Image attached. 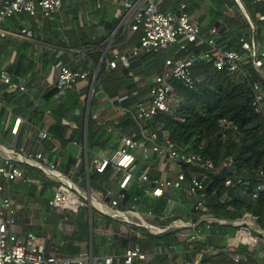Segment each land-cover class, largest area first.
Returning <instances> with one entry per match:
<instances>
[{
	"label": "built area",
	"instance_id": "2783aa9c",
	"mask_svg": "<svg viewBox=\"0 0 264 264\" xmlns=\"http://www.w3.org/2000/svg\"><path fill=\"white\" fill-rule=\"evenodd\" d=\"M99 1V0H96ZM119 1V0H118ZM264 0H255V2ZM117 1L114 0L115 4ZM162 0H122L117 4L123 9V14L116 28L111 32L110 42L107 48L101 49V57L96 67L84 71L73 68L65 63H57L56 79L54 86L57 89L56 96H65L70 89H80V82L87 81L89 96L95 93L98 73L101 68L104 71L114 70L121 65L128 67L130 59L139 56L144 51H169L175 53L167 55L163 61L160 73L154 74L152 86L148 96L138 101L131 108L121 110L122 115H130L138 126V135L122 134L120 147L110 157L97 156L92 160V169L97 173H105L109 168L111 175L107 181H112L115 174H120L117 181V195L112 197V187L96 185V191L90 186L88 190L81 189L73 183L67 175L58 170L56 164L48 160V157L35 152L25 154L17 147L6 148L0 145V203L5 210L0 211V264H99L89 253L77 256L47 255L41 238L32 231L25 235H19L15 229L13 202L9 192V183L13 181L28 182L22 165L29 166L41 171L48 179L57 183L52 189L53 194L49 199V205L63 216V224L70 222V217L78 216L82 208L95 207L100 214L116 219L121 223L143 228L145 233L162 234L174 231L178 239L188 243L189 251L192 245L211 235L214 225H232L236 229L233 234H223V244L217 246H203L199 250L195 248V255L191 259H182L181 264H208L203 261V255H213L219 250L226 253L234 264H260L250 261L245 254L236 251L240 245L255 248L257 245L264 246V231L258 226L256 218L245 213L241 218L226 219L213 214H204L196 222L175 216L171 208H166L161 214L152 209L143 211L137 203L140 198L135 196L133 201L128 200L127 190L131 181L138 185H150V190L144 192L152 197H165L167 204L172 202L173 191H183L191 197L192 209L195 211L205 210L208 193L206 191V175L214 169V162L203 159L202 156L186 147L177 145L169 139L162 129L161 134L148 127L153 118L170 111L169 101L175 99L173 79L178 80L189 89L195 87L192 77V67L201 61L212 62L216 69L226 67L231 73H238L243 77H249L251 72L244 69L246 63H250L253 71L259 73L264 79V48L258 42V27L250 19L246 9L240 2L236 3L241 9V14L248 23V29L235 36L240 45V50L228 49L217 42L219 29L212 26L207 35L202 33V24L193 18L186 4L181 2L176 10L161 11ZM62 0H0V37H5L7 32L1 28V24L13 16L35 17L41 22H51L55 14L61 9ZM256 18L264 22V12H257ZM119 30L125 32L126 42L137 31L141 36L137 42L129 44L123 51L112 47L110 55L108 48L114 42ZM26 39H32L34 30L30 26H23L19 32ZM194 42H203L209 49L205 52L193 53L189 45ZM113 45V44H112ZM180 52L181 55L176 53ZM90 78V79H89ZM0 81L10 89L25 90L23 84L14 82L5 72H0ZM254 112L260 114L264 121V90L259 82H253ZM125 97L118 98V101ZM89 103L87 104V107ZM90 109L88 108V116ZM91 118L96 120L97 114L92 112ZM21 118L14 121L12 132L17 133ZM231 123L226 120L220 121L221 140L226 137ZM42 138H48L49 134L43 131ZM140 150L141 159L148 161L152 155L174 166L173 176L164 179H151L146 171L137 174L138 164L135 150ZM223 167L228 169L234 178H227L223 182L225 190L220 196L221 202L229 197L228 189L237 185H253L252 197L256 198L260 192H264V172L258 170L253 176H240L232 158H226ZM197 168L199 175H192L189 179L181 168ZM254 179H257L254 182ZM235 180V182H234ZM42 187V186H41ZM216 190L211 191L215 195ZM126 197V199H125ZM81 198L85 201L82 202ZM125 199L124 203L123 200ZM123 205L122 207L120 205ZM75 222V221H74ZM71 223L73 229L76 224ZM75 226V227H74ZM217 233V230L214 229ZM256 233L260 234L258 236ZM201 245V244H199ZM176 251V250H175ZM169 251L170 258L176 253ZM154 253L142 250L139 243L135 242L124 249L121 255L122 264H132L133 261L150 262ZM113 256L103 257L104 264H112Z\"/></svg>",
	"mask_w": 264,
	"mask_h": 264
},
{
	"label": "trees",
	"instance_id": "16d2710c",
	"mask_svg": "<svg viewBox=\"0 0 264 264\" xmlns=\"http://www.w3.org/2000/svg\"><path fill=\"white\" fill-rule=\"evenodd\" d=\"M181 2L186 4L188 12H194V9H199L200 6L202 7L205 3H208L210 8L208 9L209 18L206 24L213 26L218 23L219 26L217 28L219 30L223 28V31L219 32L217 42L228 49L240 50V45L235 40V36L245 32L249 25L242 14L230 17L221 11V8L226 6V4L236 5V0H162L161 5L166 3V8L176 10ZM240 2L246 9L252 22L258 27V39L260 38L259 33L263 30L261 41H264V22H260L256 18L257 12H264V1L240 0ZM23 17L17 15L9 19L18 18L21 20ZM205 17L204 14L200 15L198 21L202 22ZM117 23L118 19L116 18L105 23L106 32H104L101 38L92 28L84 30L79 27L78 31L69 29L66 32L70 33H67L68 35H66V32L63 34L64 36L60 44L62 46L70 44L71 46L85 47V61L90 60L92 66L96 67L101 57L102 44L104 42V45L106 44L109 39L108 33L113 31ZM41 30L42 27L36 28L35 31L39 33ZM140 36L141 31H137L126 42L125 35L122 33V30H119L115 36L114 43L123 42L124 45L128 46L135 43ZM114 48L118 49L117 47ZM189 49L193 53H200L208 51L209 48L203 42H194L189 45ZM172 53L175 52L170 49L166 52L165 57ZM176 54L181 55L182 53L177 52ZM165 57L160 59L158 52L144 51L139 56L130 59L128 67L119 65L111 71H104L101 68L97 81L103 92L110 99H118L121 96L127 95V98L123 99L121 103L124 106L133 107L145 93L143 90L137 91L139 80H134L135 74L133 73H143L145 77L158 74L161 71ZM244 69L251 72L249 77H243L238 73H231L226 67L216 69L212 62L201 61L196 63L192 67V77L195 81V87L193 89L186 88L178 80L173 79L171 84L176 96L174 97L175 99L169 101L170 111L156 115L150 121L148 127L151 130L160 132V134L163 129L169 139L177 145L184 146L188 150L199 153L203 159H209L214 162V169L206 175V183L208 184L206 188L208 193L206 200L207 208L200 211L193 210V200L191 199V206L187 215L188 220L196 222L202 215L207 213L232 220L241 218L245 213H250L256 218L258 226L264 231V192H260L254 198L252 197L253 185L235 184L228 189V199L223 202L220 200V196L225 190L223 182L229 177L234 178L233 174L222 165L226 158H232L233 163L237 167V174L240 176H253L258 170L264 172V121L260 114L254 112L252 105V84L255 81L259 82L264 90V79L261 78L259 73L253 71L250 63H246ZM151 86L152 84L150 83ZM56 92L55 86L48 89L44 92V101L49 103ZM134 92L136 93L133 94ZM174 100H178L176 105L172 103ZM76 111H78L79 115H70L71 112L75 113ZM55 116L57 117V121L51 127L50 131L52 134L66 143L67 140H64L65 126H62L61 120L62 118L70 117L72 120L77 121L79 125L76 131V139L81 140L83 136L84 107L74 89L68 90L66 95L61 98L60 103L55 106ZM221 120L231 123V127L223 140H221ZM91 125L92 122L88 119V148L97 145L104 132L100 131L97 135L91 134L89 132ZM128 126L136 127V124L132 117L126 114L118 121L117 127L125 129ZM24 168L26 176L29 175L28 172L31 169H34L29 166H25ZM181 168L186 173L188 179L194 174L199 175L202 173L193 167L182 166ZM108 172L109 168L102 174L95 172L91 168L89 172L90 184L93 185L92 178L95 177L101 176L106 179ZM256 181L257 179H254V182ZM148 185L144 184L138 187L137 184L133 183L131 187L126 189L129 196L128 200L134 202L133 197H142L143 193H145L144 189ZM46 188L47 186L44 184L41 187V191H45ZM93 189L99 190L95 184L93 185ZM212 190H216L215 195H211ZM141 199L145 201L143 197ZM144 204H147V202ZM120 206L122 207L123 205L121 204ZM79 216L78 221L75 220L76 227L80 230L79 237L81 241L84 240L86 242L85 246L88 247V219L85 215L79 220ZM214 229L217 230V233L214 232ZM235 229L230 224L214 225L210 232L211 235L205 239H201L198 243H194L192 251H189L188 243L178 239L174 231H167L162 234L145 233L143 238L138 239V243L142 250L154 253V258L150 262L134 260L132 264H181L182 259H191L195 255V247L197 245L220 247L223 244V234H233ZM256 234L261 236L258 233ZM132 240L135 242L136 239L133 238ZM130 241V239H123L121 248L123 250L127 248ZM180 243H186L187 247L182 249L180 256L175 253L170 258L168 255L169 251L180 250ZM70 247L73 256L83 254L79 253L78 247H72V245ZM238 247L236 251L240 254H245L250 261L264 264V246L262 244L257 245L253 249L243 245ZM97 249L98 246L96 247L94 236H92L93 256L98 254ZM203 261L208 264H234L229 256L220 250L210 256L203 255ZM116 264H122V259Z\"/></svg>",
	"mask_w": 264,
	"mask_h": 264
},
{
	"label": "crops",
	"instance_id": "0c3cea01",
	"mask_svg": "<svg viewBox=\"0 0 264 264\" xmlns=\"http://www.w3.org/2000/svg\"><path fill=\"white\" fill-rule=\"evenodd\" d=\"M116 1L117 2L113 4L114 0H68V6H70L68 9L71 11L68 13L66 12L61 19L64 20V23L66 22L68 24L69 28L76 31H78L77 29L79 27L84 30H86L87 27L90 28L88 25H90L91 20L94 25L101 28L103 32H106L105 23L114 18L118 19L119 22L121 18L120 14L123 13L122 7L117 4L122 0ZM204 5H206L205 9L208 11L210 8L208 3ZM190 13L191 12H189V14ZM191 16L198 19L194 13H192ZM55 17L54 20L46 22L45 24L53 29L58 28L59 22L61 23V21L60 18ZM7 23L5 28L1 25V28L5 30L7 34L5 37H2L5 40L2 41L0 45V72L7 73L12 81L23 84L26 89L12 90L0 81V145L6 148L13 146L18 147V149L25 154L35 152L45 154L49 161L56 164L58 170L67 175L73 183L83 190H88V186L93 188L94 184L98 186L110 184L113 180L105 182V185H101L94 181L93 185L90 184L89 172L92 168V160L99 155L105 157L112 156L115 150L120 147V137L122 134L138 135L139 130L137 125L136 127L128 126L125 129L117 127L118 121L124 116L121 114V110L131 107L124 106L121 103L122 100L110 99L107 94L103 92L101 86L95 87V93L89 96L88 82H80V89L76 90L74 88V90L77 95H79V101L84 107L83 136L81 140L76 139V131L79 126L77 121L72 120L70 117L62 118V126H65L64 140H67L66 143L62 142L58 137L52 134L50 130L57 121L55 106L60 103L63 96L57 97L55 94L52 100L47 103L44 101V92L54 87L56 79L55 65L57 63L62 62L82 71L92 67L90 60L85 61V47L71 46L70 44L62 46L61 44H56L57 42L43 43L45 41L42 37L41 40L36 38V29H33L35 31V38L26 39L19 34V30L23 26H28V24H22V19L19 20L18 18L10 19ZM200 23L203 27L202 33L205 30L206 32L209 31L212 27L203 23V21ZM213 26L218 27L219 24ZM122 33L126 35L125 32ZM110 34L111 33H108L107 36L109 37ZM207 34L203 33V35ZM110 38L111 37H109L105 45V42L102 44V49L108 47ZM5 41L9 42L8 46L5 47V50H1V46ZM113 43L114 42H112V44ZM112 44L108 48V55H110L112 47H117L120 52L127 47L123 42ZM35 57L36 59L38 58L36 61H34ZM149 78L152 84L153 76ZM134 80H138L137 74L134 75ZM141 90L142 89L138 87L137 91ZM148 92L149 90L140 97L139 101L145 99L148 96ZM135 93L136 92L133 94ZM121 97H125L126 99L127 95ZM88 103L89 106L87 107ZM88 108L90 109V114L92 112L97 114L96 120L92 119L90 114L88 116ZM86 111L88 119L92 122L89 132L97 135L100 131H104L98 144L92 148H88V119L87 121L85 120ZM70 115L77 116L79 113L78 111L75 113L71 112ZM17 118H21V123L17 133L14 134L12 132V127ZM43 131L49 134L48 138H42L41 133ZM110 149L113 151L111 155L109 153V155L104 154L105 151H111ZM89 155L92 157L91 160ZM136 156L138 164L136 175L146 171L151 179H164L173 176V171L175 170L174 166L158 159L156 155H152L148 161L142 160L140 153ZM24 170L25 168H23V171ZM107 175V178L111 175L110 171ZM27 176L28 182H11L12 185L16 186L17 192L15 191L12 193L11 183H9V192L12 202L14 199L19 211H23L22 216L16 213L14 215L15 229L19 235H25L29 231L37 234L45 246L47 255L71 256L62 253L61 247H64L66 242L71 243L67 241L69 240L68 237L72 236L71 234L74 232L71 223L75 220L78 221L79 215V219H82L86 215L89 224L88 247L86 252L84 251L82 253L90 252V230H92V235L94 233L98 237V254L93 257L99 264H104L102 259L107 254L113 256L112 264L121 261V255L124 252L123 248H121L123 239L131 240L128 244L129 246L132 243H138V239L144 237L145 232L143 228L127 225L116 219L113 220L118 222H99L98 220L96 222L95 216L98 218L102 215L95 207H92L91 212L89 207H85V210L83 211L82 209L78 216L70 217L71 223L64 225L63 221L57 217V214H60L49 205V199L52 197L53 191H49V194L46 196V205H44L40 199L46 191H41V185L34 179L32 180L30 175ZM113 177L116 179L117 183L120 174H115ZM116 183L114 185L115 187H117ZM133 183L134 182L131 181L129 187H131ZM146 188L150 190V185ZM180 192L182 193L178 194L176 198L173 199L171 197L172 202L167 204L168 206H166V208H171L172 212L177 217H180L178 216V211L181 208V214L187 219L189 207L191 206V197L183 191ZM142 197L145 201H142ZM142 197H140V201L137 203L140 208H142V204L145 202L149 203L151 200L156 201L162 198L152 197L147 193H143ZM142 209L143 211L147 210L146 208ZM165 209L161 208L157 214H161ZM90 213L91 220H89ZM18 218H21L22 224L17 227ZM74 223L76 224V222ZM133 238L136 239L135 242H133ZM80 243L81 245H86L84 240Z\"/></svg>",
	"mask_w": 264,
	"mask_h": 264
},
{
	"label": "rangeland",
	"instance_id": "374dc122",
	"mask_svg": "<svg viewBox=\"0 0 264 264\" xmlns=\"http://www.w3.org/2000/svg\"><path fill=\"white\" fill-rule=\"evenodd\" d=\"M160 6V8H161V11H165V10H174V9H171V8H166L167 7V4L165 3V4H163V5H159ZM70 6H68V0H62V7H61V9L55 14V16L56 17H58V18H60V21H61V23L59 22V25H58V28H52V27H50L49 25H47V24H45L46 22H41L40 20H38V19H36L35 17H28V16H26V15H24V17H23V19H22V24H24V25H27L28 24V26H30V27H32L34 30L36 29V28H41L42 27V30L41 31H39V33L37 32V39H40L41 40V37L43 38V40L45 41V42H43V43H48V42H50V41H52V42H57L56 44H60L61 43V39L63 38V34H65V32L66 31H68L69 29H71V28H69V26H68V24L65 22H63L64 20H62L61 19V17L62 16H64L65 14H66V12L68 13V12H70L71 10H69L68 8H69ZM203 7V8H202ZM202 7H200L199 9H194V12H191L190 14L192 15V13H194V15H196L197 16V18L199 19V16L200 15H202V14H204L206 17H205V19L203 20V23H207V20H208V18H209V12L207 11V9H205L206 8V5H204V6H202ZM208 8V7H207ZM220 11V10H219ZM221 11L223 12V14L225 13V14H227L228 16H230V17H236V16H238L239 14H241V9H240V7H239V5L236 3V5H228V4H226V6H224L223 8H221ZM120 14V13H119ZM122 14L123 13H121L120 14V16H122ZM119 16V17H120ZM55 17V18H56ZM118 17V18H119ZM8 21H10V19H6L1 25H2V27H6V25L8 24L7 22ZM118 24V23H117ZM71 26H72V24H71ZM90 28H92L93 30H94V32H96L99 36H100V38H101V36L104 34V32L102 31V29L101 28H99V27H97L96 25H94L93 24V22L90 20V25H88ZM117 26V25H116ZM50 28V29H49ZM88 28V27H87ZM89 28V29H90ZM96 28V29H95ZM51 32V33H50ZM262 32H263V30H262ZM262 32L261 33H259V39L258 40H260V44L259 45H262V46H260V47H262V48H264V41H261V39H262ZM67 33H70V32H66V35H68ZM203 33L204 34H207L208 33V31L206 32V30L205 31H203ZM34 36H35V31H34ZM33 36V37H34ZM111 36V34L109 35V37ZM54 37V38H53ZM107 37V36H106ZM108 37V38H109ZM35 38V37H34ZM5 39L4 38H0V45H1V42L2 41H4ZM50 40V41H49ZM47 41V42H46ZM138 41V40H137ZM136 41V42H137ZM217 41H218V39H217ZM8 43L9 42H7V41H5L3 44H2V46H1V50H5L6 48L5 47H7L8 46ZM166 52L167 51H158V56H159V58L160 59H163L162 57H165V55H166ZM38 59V58H37ZM36 59V57L34 58V61H36L37 60ZM138 72V71H137ZM155 73V72H154ZM135 75L137 74V78H138V83H137V85H138V87H139V89L141 88L144 92H147L148 90H149V87H150V78H149V76L148 77H145L144 76V74L143 73H134ZM154 75V74H153ZM152 75V76H153ZM100 85H99V83H98V81L96 82V87H99ZM88 94V93H87ZM172 103H174L175 105L178 103V100H174ZM0 141H1V139H0ZM17 149H18V147H17ZM111 150V149H110ZM113 151L111 150V151H105V153L104 154H110L111 155V153H112ZM134 153L136 154V155H138L139 153H141L140 152V150H135L134 151ZM108 154V155H109ZM89 157H90V155H89ZM91 158L92 157H90V160H91ZM25 166L24 165H22V168H24ZM29 173V175H30V178L33 180H35V181H37V183L39 184V185H41L42 187H43V185L44 184H46V186H47V188H46V192H44V194L42 195V198L40 199L41 201H42V203L44 204V205H46V199H47V195L49 194V191L50 190H52L53 188H55V186L57 185V183H55V182H53V181H51L50 179H48L41 171H39V170H37V169H31V171H29L28 172ZM117 177V176H116ZM92 180L94 181V182H96V183H99V184H101V185H105V182H108L105 178H103V177H101V176H99V177H95V178H92ZM13 183V182H12ZM12 183H11V191H12V193H14L16 190H17V188H16V186L15 185H12ZM115 183H116V179L114 178L113 179V181L110 183V186H114L115 185ZM116 185H117V183H116ZM17 192V191H16ZM180 193H182V192H179V191H173L172 193H171V197L174 199V198H176L177 196H178V194H180ZM117 195V187H113L112 188V193H111V196L112 197H114V196H116ZM179 200H182V199H180V198H178ZM81 201L82 202H84L85 200L84 199H82L81 198ZM166 206H168L167 205V202H166V200H165V198L164 197H162V198H160L159 200H156V201H153V200H151L149 203H147V204H142V208H146V209H152L154 212H156V213H158L159 212V210L161 209V208H163V209H165L166 208ZM141 208V209H142ZM13 209H14V211H15V213L17 214V215H19V216H22V212L23 211H19V208L17 207V205L15 204V201H14V199H13ZM83 209V211L85 210V208H82ZM82 209H81V211H82ZM181 209V208H180ZM180 209H179V211H178V216H180L182 219H185L186 217L185 216H183L181 213V211H180ZM1 210H5L4 208H2L1 207V203H0V211ZM143 210V209H142ZM157 210V211H156ZM81 211H80V213H81ZM161 211H163V210H161ZM57 217H58V219H63V216L62 215H58L57 214ZM80 220V219H79ZM97 220L100 222H102V221H111V222H118V221H115V220H113V219H111L110 217H108V216H105V215H103V216H101V217H96L95 216V221L97 222ZM80 222V221H79ZM22 224V220H21V218H18L17 219V227L18 226H20ZM80 230H79V228H75L74 229V232H73V235L72 236H70V237H68V239L69 240H67V241H70V242H73V243H69V242H66V245L64 246V247H61V251H62V253H64V254H67V255H73L72 254V252H71V247H70V245H72V247H78L79 248V250H80V252L79 253H82V252H86V249H87V247L86 246H84V245H81V239H80ZM92 236H94V240H95V244H96V247L98 246L97 245V242H98V237L93 233V235ZM88 241H89V238H88ZM70 244V245H69ZM185 247H187V244L186 243H180V245H179V249L180 250H176L175 252L180 256V254H181V251H182V249H185ZM201 247H203V245L201 244V245H197V247H195V248H198L199 250L201 249ZM239 248V247H238ZM98 250V249H97ZM190 251H192V250H190ZM221 251V250H220ZM76 255V254H75Z\"/></svg>",
	"mask_w": 264,
	"mask_h": 264
},
{
	"label": "water",
	"instance_id": "95a60500",
	"mask_svg": "<svg viewBox=\"0 0 264 264\" xmlns=\"http://www.w3.org/2000/svg\"><path fill=\"white\" fill-rule=\"evenodd\" d=\"M218 25V23H216V26ZM223 31V28H221L220 29V33ZM87 119H88V116H87V111H86V117H85V120L87 121ZM125 199H126V197H125ZM125 199L123 200V203H124V201H125ZM90 209V208H89ZM90 212H91V209H90ZM89 220H91V213H90V215H89ZM90 228H91V226H90ZM90 252H89V256H90V258L92 257V253H91V250H92V230H90Z\"/></svg>",
	"mask_w": 264,
	"mask_h": 264
}]
</instances>
